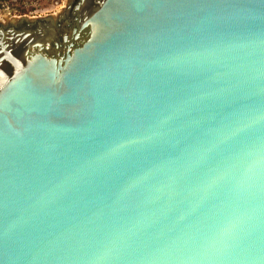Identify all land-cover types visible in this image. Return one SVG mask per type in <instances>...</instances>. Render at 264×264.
Masks as SVG:
<instances>
[{
  "label": "water",
  "instance_id": "1",
  "mask_svg": "<svg viewBox=\"0 0 264 264\" xmlns=\"http://www.w3.org/2000/svg\"><path fill=\"white\" fill-rule=\"evenodd\" d=\"M0 24V264H264V0H71Z\"/></svg>",
  "mask_w": 264,
  "mask_h": 264
},
{
  "label": "rangeland",
  "instance_id": "2",
  "mask_svg": "<svg viewBox=\"0 0 264 264\" xmlns=\"http://www.w3.org/2000/svg\"><path fill=\"white\" fill-rule=\"evenodd\" d=\"M71 0H0V24L17 25L22 21L65 16Z\"/></svg>",
  "mask_w": 264,
  "mask_h": 264
}]
</instances>
